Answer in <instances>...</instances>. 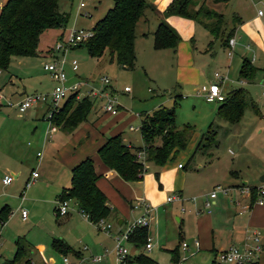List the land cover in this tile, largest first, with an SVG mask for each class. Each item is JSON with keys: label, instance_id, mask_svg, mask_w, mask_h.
<instances>
[{"label": "rangeland", "instance_id": "1", "mask_svg": "<svg viewBox=\"0 0 264 264\" xmlns=\"http://www.w3.org/2000/svg\"><path fill=\"white\" fill-rule=\"evenodd\" d=\"M5 1L0 0V4ZM78 1L60 0V7L72 12L67 21L66 34L72 27L91 28L95 21L103 16L114 3V0H86V5L79 9V12H74ZM245 1L198 0V4H202L205 9L217 12L214 14L200 12L199 18L195 19L202 24L200 25L202 31L210 32L214 42L212 46H209L207 54L199 56L195 62L199 67L204 68L206 73L207 70L213 71L218 67L219 56L216 60L212 57L215 48H219L220 36L216 37L204 21L217 24L218 13H221V29L227 27L225 30H231L225 26L234 20L231 10L236 6H241ZM260 6L262 8V5ZM85 10L89 13H85ZM148 10L150 8L146 10L145 15L140 17L137 24L136 38L137 36H141V38L138 37L136 40V63L134 67H124L118 64L115 59L112 60L108 49L101 56H92L83 43L79 46H73L65 52L67 59L75 58L79 62L77 72L74 70L76 73L69 64L67 65L68 80L72 82L82 77L88 79L91 86L102 87L103 80L100 77L109 76L111 80L108 87L117 103L120 104L118 113L114 115L104 111L101 108L103 99L95 97L94 105L88 117L99 116L101 122L95 123L96 130H103L107 135L121 127L128 137L126 143L133 149L136 145L145 144L141 136V115L156 108L160 99H163L161 103L168 106L176 105L177 124L181 126L184 123H191L195 129L190 135L187 145L176 152L175 158L177 161H182L187 170H194L200 165L202 166L203 174L208 176V179L195 184V187L198 189L201 185L204 191L207 190V194L204 192L205 197H203L206 201L211 191L212 180L209 177L210 168L213 166L218 167L230 163L232 157L233 161L238 158L237 161L241 164L237 167L246 168L245 164H249L250 170L253 172L250 175H256L255 172L259 169L258 160L261 159L263 153L262 148L259 149L256 146V142L262 140L258 129L262 128L263 119L261 118H264V114H260L258 108L255 110L250 105H246L240 123L232 124L217 114L219 102L208 101L199 93L201 85L178 82L181 77L178 74L181 70H178L179 63L174 53L169 51L165 58L160 59L148 52V48L144 47L145 43H139L140 39L146 40L153 37L154 24L149 27L146 23L148 13H150L147 12ZM169 15L165 14L162 19L168 21ZM145 17L146 20L143 21ZM152 18L154 17L152 16ZM172 26L180 35V31L174 25ZM201 30L197 29L199 40L202 37ZM142 33H147L149 36L144 37ZM44 37H46L45 34L42 36V41H44ZM45 56L39 54L13 55L9 68L0 69L1 92L4 95L7 94L6 96L12 101H17L22 97L19 94L11 96V90L18 89L19 86H25L27 93L50 92L55 85V80L50 72L44 68V63L50 61ZM222 56H225V61L228 59L227 49L223 50ZM223 69L217 70L224 71ZM10 76L13 78V83L10 81ZM247 83L249 82L241 85L245 87ZM127 85L130 86V90H125ZM89 87L88 85L84 86L81 89L82 93L86 92ZM247 88L250 89V85ZM254 89L257 90L260 97L264 86H256ZM250 91L247 93V98L253 97L251 95L253 90ZM179 93H183V96L178 95ZM3 101L6 102V99ZM39 105L28 107L22 113L18 112V107L16 108L15 104H5L0 108V213L4 209L7 210L5 221L4 217L0 216V264L14 256L18 248V240L24 249L21 251L22 254L17 264H25L28 257L35 259L33 264H65L63 261L64 254L52 246L55 237H64L76 249L82 248L83 256L79 257V260L77 258L72 260L71 256L73 255L68 254L71 251L65 253L75 264H116L115 251L113 250L114 253L110 251L115 243L109 236V232L103 228L102 224L98 227L97 224L89 221L84 216L85 214L79 211L74 198L69 201L68 213L59 215L54 212V205L57 203L55 195L58 189V178L66 176L69 181L71 177L69 168L64 167L61 154H56V151L58 148L62 152L71 151L74 143L70 141V138L67 139L66 136H63L68 130L63 129L58 124L60 128L54 132L55 140L48 142L43 156L38 158L36 150L43 147L42 140L45 139L48 125V121L42 117L48 104ZM257 105L260 109L262 108L260 100H258ZM86 121L87 119L70 130L69 132H72L70 134L76 133V130L82 128V124ZM87 122L91 123L90 121ZM209 123L212 124V130H210L212 138L210 140L202 135L209 127ZM131 124L134 125V129L130 128ZM245 134L248 136L244 139ZM66 142L67 144H65ZM173 159L174 157L169 161ZM211 159L212 161L209 162ZM199 163L201 164L199 165ZM150 164H152L151 169L157 166L154 161ZM13 169L19 172L18 176L11 182L4 183L2 178L5 174L11 173ZM33 170H38L40 176L31 179L27 185L26 180L32 176ZM191 180L193 182L194 177H191ZM212 187L214 186L212 185ZM260 187L264 188V184ZM247 190L249 193L253 192L250 186ZM254 192H257V187ZM170 193L168 192V194ZM193 197L166 199L157 210L152 211L154 218L151 219L149 225V236L153 246L150 249L145 248V245L138 248L133 243L128 242L129 250L143 249L163 264H174L173 256L177 254L176 251L180 242L185 239L192 244V238L197 236V216L199 214L196 211L197 207L195 208L191 201L195 199ZM203 198L195 201L205 207V202L202 203ZM22 209L27 211L26 219L22 217ZM202 211L204 212V210ZM136 214L137 212L131 217ZM126 225L124 228L127 227ZM37 244L42 245L41 249L36 248ZM176 246L177 249L173 251ZM238 246L241 247L242 245ZM106 249L109 250L108 253L107 251L104 252ZM179 250L181 253L180 245ZM185 253L188 255L187 264L212 263L213 258L207 250L195 251L194 246H190ZM98 255H101L98 260L104 256L101 261L92 259L93 256Z\"/></svg>", "mask_w": 264, "mask_h": 264}, {"label": "crops", "instance_id": "2", "mask_svg": "<svg viewBox=\"0 0 264 264\" xmlns=\"http://www.w3.org/2000/svg\"><path fill=\"white\" fill-rule=\"evenodd\" d=\"M148 1L152 4V7L147 11L150 12L148 13L149 15L147 16V20L145 17L143 18V21L146 20V23H148L149 27L154 24V33L159 20L164 17V10L172 0ZM2 4L3 3H1L0 5ZM258 4L262 5V8ZM78 5L76 6V8H74V12H79ZM259 10H261V12H259ZM68 13L70 16L72 12L68 11ZM231 15L234 20H232V22H229L225 26H228L229 29L231 28V30H229L231 32L229 38H234L232 51L230 54L228 53V42L227 44L222 43L220 37L218 42L219 48H215L212 57L214 60H216L219 56L217 69L222 70V68H224V71H219L217 69L212 71L211 69H209V71L207 70V73H209V75H207L206 70L199 67L197 63H195L196 60L199 59V56L207 54L209 46H212L214 42L212 44H209L210 40L213 39L209 34L210 32H207V30L202 31L200 26L202 24L198 23V21L192 17L183 16L180 14H170L168 16V22H170L180 31L181 38L178 40L176 46L174 47L168 46L156 48L154 46V35L152 39L151 37L147 38L146 40L140 39L139 43H145L144 47L148 48V52L160 59L165 58L166 53L172 51L178 59V70H181L178 74L179 76H181L178 82L201 85L203 83L216 80L219 81L221 92L224 94V96H226L228 92L234 87L240 86L241 84L243 85L245 84V82H247V80L245 79L240 80L238 78V70L243 57H248L252 65L256 68V71L253 75V78L248 81L249 83H247L244 87L246 96L247 93H249V90H253V94L251 93L253 97H251V99L253 98L252 100L257 107L258 100H260L262 107V96L259 97V95L257 94V90H255L254 88L256 86L259 87L260 85L264 86V0H246L245 3L241 6H236L234 9H232ZM152 16L154 18H152ZM225 28H222V32L219 33V36L220 34H224L227 31V29L225 30ZM65 29H67V24L63 27H48L44 29L40 35L38 54L42 56H45L47 54V56L45 57L50 60L54 59V56L57 55V52H52L51 49L58 38L60 39L63 36L62 34L65 32ZM197 29H200L202 31V37H200V40L197 37ZM44 34L46 37H44V41H42V36ZM142 35L144 37L149 36L147 33H142ZM138 37L141 38V36H137V38L135 39V48L136 40L138 39ZM222 49H227L228 59L226 61L225 56H222ZM216 71H219L220 74L225 75L226 77L222 79L218 78L215 75ZM10 81L13 83V78H11V76ZM249 85L250 89H248L249 87L247 88V86ZM263 90L264 89H262V91ZM11 91V96H14V94H19V96H22L23 94L27 93L25 86H19L18 89L15 88ZM162 100H159V104H161ZM215 101L220 103L221 100ZM258 110H260V114H264L263 107L261 109L258 107ZM124 112L126 113V111ZM44 113L42 117L45 119ZM117 113L118 112L114 113V115H116ZM242 116L235 123H231H240ZM261 119H263L262 128H259L258 132L262 140H260V142H256V146L259 149L262 148L263 153L261 159L258 160L259 169L255 172L256 175H250L253 172L250 170L249 164H245L246 168L242 165L244 169L237 167L241 163L237 161L238 158H235L236 161H233V157L230 163H225L218 167L213 166L212 168H210L211 173L209 178H211L212 180V185L214 186L215 184L219 183L227 186L228 188L226 192L219 191L217 193L216 197L214 198L215 201L211 205L210 211H208L203 206V204H198V201H195L199 198L205 197V194H207V190L204 191L201 188V185L198 189H196L195 187V184H198L200 182L202 183L203 180L208 179V176L203 174L204 169H201V163H199L200 166L197 169L187 170L186 165L180 160L177 161L175 158L176 156H174L173 160L169 161L171 159L169 158L163 164L156 163L157 166L151 169L152 164L150 163H152V161L146 160L143 175L140 179L136 180L125 179L115 168L108 166L102 160L101 156L98 153V147L107 137V133H105L103 130H96L95 123L99 124L101 122L99 116H93L92 118L88 117L87 121H90L92 124L88 123L87 121L84 122L82 124V128L76 130V133L74 134H70L72 132L65 131V134H63V136H66L67 139H71L70 141L74 143L73 149H71V151L62 152L58 148L56 154H61V159H63L64 167L69 168L70 173L72 166L79 160L87 155L93 156L96 170L102 173L101 177L98 179V185L106 193L108 203L115 209V212H113V214L108 217V221L112 222V226L111 230L109 231L110 235L107 233L113 239L114 243L115 234L119 230H124L126 224L128 225L141 214L140 209L133 208V203L137 199L145 198V200L151 203V205L153 206V210H157L159 206H161L170 195L179 194L180 199H185L186 196L187 198H189V196H194L195 199L191 201L193 202L194 207H197L196 211L199 216H197V236H194V238H192V244H190L189 247L194 246L195 251L199 249L207 250L211 253V257L214 258L215 253L221 248L227 247L230 244L243 245L247 240L248 233L252 230H258L260 232L261 241L264 247V193L261 195L263 201L261 203L255 202V199L259 197L258 188L264 184V173H262L264 171V118ZM131 126L134 127V125H130L131 129L135 128H132ZM177 126L179 125L177 124ZM58 128H60V126L57 127V129ZM56 130L54 132H56ZM118 131H122L123 139L125 141H128V137H126L127 135L126 133H124L121 127L117 128V130H113V132L110 134L116 133ZM54 132L51 135L53 136L52 138L51 136H45V139L43 138V147L38 148L36 150V154L38 150H43L44 153L45 146L48 144V142L55 140ZM247 136L248 134H245L244 139L247 138ZM65 144H67V142ZM43 153L41 156L37 155L38 158H41L43 156ZM236 155L237 154L235 153V156ZM211 161L212 159L209 162ZM179 163H182V166H179ZM156 172L158 174H156ZM11 173L14 175V178L19 174V172L14 171V169ZM39 176L40 172L36 177ZM191 177H194L193 182L191 180ZM260 177L261 179H259ZM70 182L71 177L69 178V181L67 180L66 176H60V178H58V189L55 195L56 202H58V199H61L59 198V193L62 187L69 185ZM212 185L211 189L213 188ZM249 186L257 187V192L255 193L254 197L251 196L252 193H249V191L247 190ZM168 192L171 193L168 194ZM204 192L206 193L204 194ZM203 202H205L204 198L202 200V203ZM202 210H204V212ZM135 212H137V214L131 217ZM84 216L87 217L86 214ZM23 219H26V217ZM129 219H131L130 222H128ZM195 238H198L199 240L198 248L192 242ZM68 243L71 244V242ZM41 246V244H37L36 248L39 250L41 249ZM113 250L114 245L113 248L110 249V251L114 253ZM106 251L107 253L109 252L108 249H106L104 252ZM138 251L139 250L131 251V253H135ZM63 254L66 255L65 253ZM68 254L73 255H70L72 260L76 258L79 260V257L83 256V251L81 247H78V249L73 247V251ZM32 259L33 257L31 258V260ZM34 260L35 259H33L32 262H34ZM101 260L97 261L99 262ZM259 264H264L263 255L260 256Z\"/></svg>", "mask_w": 264, "mask_h": 264}, {"label": "trees", "instance_id": "3", "mask_svg": "<svg viewBox=\"0 0 264 264\" xmlns=\"http://www.w3.org/2000/svg\"><path fill=\"white\" fill-rule=\"evenodd\" d=\"M198 0H172L164 10L165 14H180L199 18L201 13H217L215 10L205 9ZM197 5V6H196ZM152 4L148 0H114L105 14L99 17L93 26L92 34L83 42L73 46L85 44L92 56H101L109 50L111 59L124 67H134L136 63L135 38L138 21ZM69 18L68 11L62 10L60 0H6L0 7V69H8L13 55H36L42 31L48 27H63ZM221 13H218V23H204L216 37L222 32ZM230 31L220 34L222 43L228 42ZM154 46L156 48L176 46L179 33L165 19H161L154 30ZM213 43V39L209 44ZM72 46V47H73ZM256 68L248 57H243L238 78L247 81L253 78ZM178 95L183 96V93ZM94 97L88 94L78 96V91L68 94L58 111L53 112L51 118L65 130H72L88 115L94 105ZM49 105V103H47ZM246 104L255 110L258 108L251 98H247L243 86L234 87L220 101L217 114L229 122H236L242 116ZM120 107V106H119ZM48 108V107H47ZM46 108V111H47ZM46 112L44 113L45 116ZM46 119V118H45ZM47 120V119H46ZM211 125L203 137L210 140ZM141 135L143 145L134 146V149L123 139L122 131L107 135L98 147L102 160L110 167L115 168L120 175L128 180L140 179L145 170L144 164L136 156V150H146V160L163 164L173 158L176 152L187 145L190 135L195 129L191 123L177 126L176 105L159 104L151 112L141 115ZM156 174H158L156 172ZM102 173L95 168L94 158L87 155L71 168V182L62 187L59 198H74L79 211L86 214L90 221L97 224L101 219L108 221L114 207L108 203L104 190L98 185ZM255 186L252 194L255 195ZM252 198V197H251ZM143 213L142 208H138ZM57 211V205L54 206ZM7 210L1 211L0 216L6 218ZM60 215V214H59ZM141 215V214H140ZM110 222V221H109ZM151 222V221H150ZM149 222V225H150ZM149 225H136L129 233V242L136 247L146 245L149 237ZM119 230L118 232H120ZM18 248L12 258L2 264H17L21 257L22 248L19 240ZM52 246L62 253L73 251V247L63 237H55ZM177 246L173 249L176 250ZM173 256L174 261L179 258V250ZM25 264H33L30 257ZM126 264H163L143 249L131 253Z\"/></svg>", "mask_w": 264, "mask_h": 264}, {"label": "built area", "instance_id": "4", "mask_svg": "<svg viewBox=\"0 0 264 264\" xmlns=\"http://www.w3.org/2000/svg\"><path fill=\"white\" fill-rule=\"evenodd\" d=\"M86 0H79V9L83 8L86 5ZM85 13H89V11H84ZM261 12V10H259ZM91 28H76L72 27L65 36L58 39L55 44L53 45L51 51L57 52L54 56V59L45 62L44 68L48 70L55 80V85L50 92L47 93H25L22 95L20 99L17 101H12L6 95H4L0 90V108L3 107L5 104L13 105L15 104L16 108L18 107V112H24L28 107H31L36 104H44L49 103L47 105V111L45 114V118L48 121V125L46 128V137H50L52 133L57 129V123L51 118L53 112L58 111L60 109L61 104H63L64 99L68 96L70 92L78 91V96L83 94H88L91 97H100L103 99L101 108L104 111L110 112L112 114L118 112L120 104L117 103L116 98L112 95L111 90L109 89L110 78L107 75H103L100 79L103 80L102 87L91 86L88 79L79 77L77 80L69 82L68 80V72H67V65L69 64L70 67L77 71L79 68V62L77 59H67L65 52L67 49L71 48L73 45L83 42L92 34ZM234 38L230 37L228 39V53L230 54L232 51ZM62 51V52H61ZM62 55V56H61ZM215 75L218 78H224L225 75L219 73V71L215 72ZM90 86L86 92L82 93V88L84 86ZM130 86H125V90H130ZM199 93L202 94L206 100L208 101H215V100H222L224 94L221 92L219 81L212 80L206 83L201 84ZM262 96V107L264 109V90L261 93ZM6 99V102L3 101ZM134 128L133 126H131ZM43 153L42 150L37 151V155L41 156ZM136 156L139 160L143 162L145 165L146 163V150L144 148H140L136 150ZM179 166H182V163H179ZM39 175L38 170L32 171V176L26 180V184L30 183L31 179H34L36 176ZM14 179V175L12 173L5 174L2 178L4 183H9ZM227 186L222 184H215L214 187L209 192V196L205 201V207L208 211L211 210V205L215 201L214 198L216 197L219 191L226 192ZM264 193V188H258L259 197L255 199V202L261 203L263 199L261 195ZM179 198V194H174L168 196V199ZM195 198V197H194ZM70 198L58 199L57 202V211L59 214H66L69 211V202ZM246 207V206H245ZM133 208L138 209L142 208L143 213L136 217L132 222H130L124 230L117 232L114 237V251L116 256V264H126L127 257L131 254L127 243L129 242V233L136 225H149V222L154 215L152 214L153 206L151 203L145 198H139L133 203ZM22 217L25 218L27 216V211L25 209L21 210ZM102 224L103 228L107 229L109 232L111 230L112 223L106 221L105 219H101L97 225L100 226ZM197 248L199 247V240L195 238L193 241ZM190 243L183 239L180 242L181 253L179 258L174 261V264H187L188 255L185 251L188 250ZM153 246V242L151 237H148V241L146 242L145 248L150 249ZM264 247L261 241V235L258 230H252L247 235V240L244 244L240 247L236 244H230L227 247L219 249L212 260L211 264H259L260 256L263 255ZM101 258V255L93 256V260H98ZM63 261L65 264H75L69 258V256L64 255Z\"/></svg>", "mask_w": 264, "mask_h": 264}, {"label": "water", "instance_id": "5", "mask_svg": "<svg viewBox=\"0 0 264 264\" xmlns=\"http://www.w3.org/2000/svg\"><path fill=\"white\" fill-rule=\"evenodd\" d=\"M263 175H264V174H263ZM259 179H261V177H260Z\"/></svg>", "mask_w": 264, "mask_h": 264}]
</instances>
